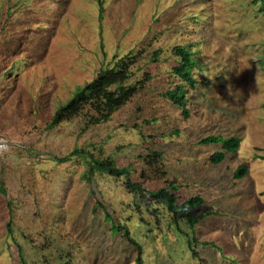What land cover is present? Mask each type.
I'll use <instances>...</instances> for the list:
<instances>
[{"label": "rangeland", "instance_id": "374dc122", "mask_svg": "<svg viewBox=\"0 0 264 264\" xmlns=\"http://www.w3.org/2000/svg\"><path fill=\"white\" fill-rule=\"evenodd\" d=\"M177 46L194 62V87L182 84L187 118L161 97L180 84ZM139 52L129 82L151 79L108 121L86 128L77 116L48 127L97 72ZM210 136L240 145L212 164L220 145L199 144ZM4 139L0 264H21L20 256L27 264H136L112 222L141 246L143 264H264V3L0 0ZM75 149L86 155L59 161ZM149 150L162 154L164 178H139ZM88 156L111 158L147 191L173 182L179 203L198 196V212L211 215L193 229L175 224L147 194L129 193L124 177L89 175ZM240 165L247 173L237 180Z\"/></svg>", "mask_w": 264, "mask_h": 264}, {"label": "trees", "instance_id": "16d2710c", "mask_svg": "<svg viewBox=\"0 0 264 264\" xmlns=\"http://www.w3.org/2000/svg\"><path fill=\"white\" fill-rule=\"evenodd\" d=\"M264 3V0H258ZM103 9L100 8V14ZM159 51L152 54V62H157ZM174 56L179 61L172 68L173 75L179 79L180 84L176 85L174 89L165 91L161 97L168 100L181 110V115L185 118L189 116L186 109V90L182 84L194 87V79L192 77L191 68L194 65L190 52L184 47L173 48ZM142 52L133 54L129 53L118 59L111 68L100 70L97 77L90 83L77 89L74 96L58 111L55 112L54 117L49 124V128L57 127L63 122L70 121L77 116H83L86 121V128L101 124L110 119V117L120 108L129 103L135 96L140 94L150 81L151 77L145 74L141 80L130 83L131 69L141 61ZM240 139L236 137L222 138L210 136L199 141L200 145H220V151L213 153L209 160L212 164H219L225 158V153H233L240 145ZM86 155L81 150L75 149L69 156L59 159L60 162H66L71 156ZM89 157L87 164L89 168V175L94 173L107 174L113 178L124 177L126 179L125 189L132 194L144 195L147 194L151 201L163 205L166 211L171 215L173 222L177 224L179 220L185 221L188 226L193 229L196 225L201 223L205 218L211 215L210 212L200 214L197 210L204 204L198 196H193L186 201L179 203L176 195L177 187L173 182H168L164 187L157 191H147L141 184H136L129 179L128 169L117 167L111 158H92ZM142 164L145 167L139 173V178L142 180L160 179L165 177L163 156L160 152L149 150L146 156L142 158ZM247 173V167L240 165L234 172V178L242 179ZM0 193L5 194V191L0 187ZM107 219H110L106 215ZM8 232L11 234L9 225H7ZM111 231L113 233H122L123 238L132 246L136 253L135 263L143 264L142 248L130 236L128 229L124 225L111 223ZM210 245V244H204ZM193 259H197V254L192 252ZM20 256L21 264H27Z\"/></svg>", "mask_w": 264, "mask_h": 264}, {"label": "clouds", "instance_id": "9594fccd", "mask_svg": "<svg viewBox=\"0 0 264 264\" xmlns=\"http://www.w3.org/2000/svg\"><path fill=\"white\" fill-rule=\"evenodd\" d=\"M9 151H10L9 142L6 139L0 140V157L7 155Z\"/></svg>", "mask_w": 264, "mask_h": 264}]
</instances>
